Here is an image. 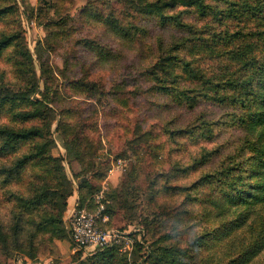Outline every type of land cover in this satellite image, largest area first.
Returning a JSON list of instances; mask_svg holds the SVG:
<instances>
[{"label":"rangeland","instance_id":"obj_1","mask_svg":"<svg viewBox=\"0 0 264 264\" xmlns=\"http://www.w3.org/2000/svg\"><path fill=\"white\" fill-rule=\"evenodd\" d=\"M169 1L0 0L6 10L0 40L10 37L0 48V91L11 97L0 115V146L1 131L44 134L0 150V264H211L225 255V242L243 231L237 227L216 238L211 250L195 244L207 226L196 196L211 189L199 179L247 130L236 106L206 100L190 107L184 93L196 91L204 76L225 74L226 60L213 62L200 37L213 42L240 30L256 40L264 0L262 11L253 14L235 4L242 0H204L219 4L217 17L188 0L156 11L143 7ZM181 44L187 49L168 60ZM251 72L232 76L245 79ZM203 114L214 122L212 137L173 135ZM47 141L40 156L18 163ZM204 148L214 153L199 164L195 158ZM87 181L99 186L94 193L104 191L110 226L138 228L130 231L133 248L123 240L100 257L75 249L64 219L71 196L80 197L78 188ZM136 242L144 244L137 248ZM241 264H264V245Z\"/></svg>","mask_w":264,"mask_h":264},{"label":"trees","instance_id":"obj_2","mask_svg":"<svg viewBox=\"0 0 264 264\" xmlns=\"http://www.w3.org/2000/svg\"><path fill=\"white\" fill-rule=\"evenodd\" d=\"M188 1L190 4L200 6L203 14H206L209 9L216 17L221 14V10L218 9L219 4L213 6L205 4L204 0ZM175 2L176 0L162 4L150 2L145 3L143 7L148 11H156L164 5L171 6ZM238 3L242 6L243 14H253L259 9L262 11L263 3H260V0H242L235 4ZM5 11V9L0 8V16ZM258 18L260 20L259 25L263 28L256 32L257 35L253 32L254 36H258L256 40L254 37L249 39L252 32L244 33L239 32L240 30L236 32L226 31V35H219L218 38L211 39L213 42H209L208 38L200 37L204 43L202 47L209 50L213 62L216 63L220 57L226 60L225 66H221L225 70V74L220 73L219 70V77L205 78L206 76H204L196 91L190 89L184 93V101L190 107L206 100L229 102L228 104L236 106L240 112L237 118L239 117L241 125L247 130L245 138L237 146H234L233 150L226 154L213 169L200 177L198 182L199 184L208 183L211 189L208 192L201 190L200 196H196L197 199L200 197V205L197 207V211L202 213V220L207 226L199 231L200 235L196 237L195 244L211 250V246L217 241L216 238L227 235L228 232L237 227L244 226L243 231L239 232L240 235H236L225 242L223 247V250H227L225 255L217 261L212 259L211 264L244 263L264 245V14H262V18L260 16ZM115 29L118 33H125L122 30L123 27L118 26ZM239 37H246L247 40H238ZM9 41L10 37L2 38L0 48L8 45ZM216 43L220 47H215ZM181 47L187 49L185 45L181 44L174 51L175 54L172 52V55L167 59L175 58L177 53H182ZM183 59L181 58V62L184 61ZM189 64L186 62L185 69L190 68ZM237 70H242L245 74L250 70L252 72L245 79H242L241 76H232ZM9 100H11L9 91L4 93L0 91V115ZM205 116L206 114H203V118L200 117L199 121L190 122L186 127L177 126L173 135L212 137L215 134L214 122L209 121ZM1 132L4 135V141L0 150L11 148L21 139L31 138L33 135L44 137L43 132L38 129ZM48 142L31 148L30 154L23 155L18 163H24L32 156H40L47 148ZM213 153L212 149L204 148V151L195 160L197 159L199 164L206 163ZM86 187L89 189L88 191H84ZM98 189H100L98 185L93 186L89 181L83 186H79L78 193L81 204L85 203L96 193L93 191ZM72 193V188H69L63 194L66 199L65 206H67V200ZM127 201L134 206L137 205L136 199L130 200L128 198ZM104 212H108V209L106 208ZM189 212L187 211V213ZM218 216L220 217L218 223H212L216 221L214 218ZM257 216H260L259 220H257ZM60 222L62 223V221ZM108 225L110 226L109 223ZM143 244L136 242L137 248ZM114 250L115 246H111L97 251L93 256H105ZM206 260L210 262V256H207Z\"/></svg>","mask_w":264,"mask_h":264},{"label":"built area","instance_id":"obj_3","mask_svg":"<svg viewBox=\"0 0 264 264\" xmlns=\"http://www.w3.org/2000/svg\"><path fill=\"white\" fill-rule=\"evenodd\" d=\"M103 195V190L100 193H95L83 204L78 197L65 216V223L75 249L85 255H93L97 251L115 246L123 240L129 249L133 248L135 244L131 232L138 231V228L132 227L129 230L108 225L110 219L104 212L106 208L102 202ZM92 199L96 201L95 211L92 210Z\"/></svg>","mask_w":264,"mask_h":264},{"label":"crops","instance_id":"obj_4","mask_svg":"<svg viewBox=\"0 0 264 264\" xmlns=\"http://www.w3.org/2000/svg\"><path fill=\"white\" fill-rule=\"evenodd\" d=\"M71 198H72V200L70 199L69 200V206L70 205H73V203H74V201H75V196L73 195V196H71ZM72 203V204H71Z\"/></svg>","mask_w":264,"mask_h":264},{"label":"water","instance_id":"obj_5","mask_svg":"<svg viewBox=\"0 0 264 264\" xmlns=\"http://www.w3.org/2000/svg\"><path fill=\"white\" fill-rule=\"evenodd\" d=\"M86 178H84V180H85Z\"/></svg>","mask_w":264,"mask_h":264}]
</instances>
